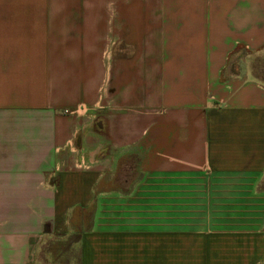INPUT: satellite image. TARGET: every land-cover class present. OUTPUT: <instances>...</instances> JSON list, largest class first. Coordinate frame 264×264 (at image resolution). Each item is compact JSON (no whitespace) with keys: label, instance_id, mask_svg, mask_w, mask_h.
Masks as SVG:
<instances>
[{"label":"crops","instance_id":"obj_1","mask_svg":"<svg viewBox=\"0 0 264 264\" xmlns=\"http://www.w3.org/2000/svg\"><path fill=\"white\" fill-rule=\"evenodd\" d=\"M255 61L264 0H0V264H264Z\"/></svg>","mask_w":264,"mask_h":264},{"label":"rangeland","instance_id":"obj_2","mask_svg":"<svg viewBox=\"0 0 264 264\" xmlns=\"http://www.w3.org/2000/svg\"><path fill=\"white\" fill-rule=\"evenodd\" d=\"M254 65L256 67L257 65H261V64H258V61H255ZM261 66L257 67V70L260 74L264 75V64H262ZM55 239H57V240H55ZM55 239H53V241L51 243L56 242L57 244H60V246L62 247L61 248L62 251L60 252V254L62 255L61 259L68 260L71 258H73V259L77 258L78 251H77L76 244H77L78 236L62 235V236H59Z\"/></svg>","mask_w":264,"mask_h":264}]
</instances>
